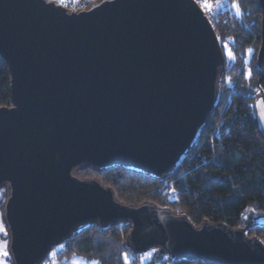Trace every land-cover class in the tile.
<instances>
[{"label":"water","instance_id":"water-1","mask_svg":"<svg viewBox=\"0 0 264 264\" xmlns=\"http://www.w3.org/2000/svg\"><path fill=\"white\" fill-rule=\"evenodd\" d=\"M257 63L264 68V0ZM0 189L13 264H42L78 230L130 225L125 247L174 260L264 264L249 226L233 229L152 202L130 205L80 172L157 180L177 169L218 107L225 58L196 0H0ZM264 97L255 103L264 137Z\"/></svg>","mask_w":264,"mask_h":264},{"label":"trees","instance_id":"trees-1","mask_svg":"<svg viewBox=\"0 0 264 264\" xmlns=\"http://www.w3.org/2000/svg\"><path fill=\"white\" fill-rule=\"evenodd\" d=\"M78 1L83 9L98 0ZM201 2L212 6L213 27L223 50L225 70L218 107L196 145L182 164L161 180L120 168L101 172L86 169L80 176L99 180L124 204L152 202L188 216L197 227L204 221L222 223L233 229L249 226V237H258L264 243V137L255 109L256 101L264 97V68L257 63L262 9L259 0ZM219 2L223 6L217 7ZM234 3L240 7L239 15ZM248 49H252L251 56ZM229 51L234 58H230ZM1 106H11V93L9 70L0 59ZM0 192L3 195L0 211H3L7 191L0 189ZM250 209L251 218L245 223L244 215ZM129 232L128 223L106 228L87 225L55 248L54 258L60 264H67L71 256L100 264H126L127 256V264H139L143 255L125 247ZM150 252L152 255L145 264H206L174 260L158 249Z\"/></svg>","mask_w":264,"mask_h":264},{"label":"rangeland","instance_id":"rangeland-1","mask_svg":"<svg viewBox=\"0 0 264 264\" xmlns=\"http://www.w3.org/2000/svg\"><path fill=\"white\" fill-rule=\"evenodd\" d=\"M89 1H91V0H86L85 2H89ZM197 1L199 4H201V6L204 10H207L208 12L212 13V6H210L208 4L209 8H206L205 4H207V3L204 4L203 2H201V0H197ZM63 4H65L64 6H66L68 8H74L75 10H79L81 8L78 0H64ZM84 4H86V3H84ZM220 4L222 5V3L219 2L217 4V7L220 6ZM212 15H213V13H212ZM213 21H214V17H213ZM224 23H226V22L224 21ZM1 199H3V195L0 192V205H1ZM251 212H252V210L250 209L245 213V215H244L245 223H247L248 219L251 218L250 217ZM253 218H257V217L253 216ZM0 227H2V229H3L2 231H0V237H1L0 245H3V244L7 245L6 249H0V251L6 250L8 252L7 257H3L2 255H0V260L3 261V264H13L9 260V259H11V255H10V251H9L10 237H9L6 225L3 221V211H0ZM5 233H7V234L5 235ZM54 255H55V252L53 251L49 256V258L52 259V261L48 258H46V259H48L52 264H60V263H57V262H59V260L57 261L56 258H54ZM151 255H152V253L150 251L147 252L146 254H143V256H141L139 258V264H145L150 259ZM69 258H70V261H68L67 264H93V261L97 262V264H100L99 261L88 260V259L77 257V256H74V257L71 256Z\"/></svg>","mask_w":264,"mask_h":264},{"label":"snow or ice","instance_id":"snow-or-ice-1","mask_svg":"<svg viewBox=\"0 0 264 264\" xmlns=\"http://www.w3.org/2000/svg\"><path fill=\"white\" fill-rule=\"evenodd\" d=\"M59 2L61 4H63L64 0H59ZM49 3H56V0H49ZM205 7L209 8V5L205 4ZM233 7L235 8L237 15H239L240 11H241L239 5L234 3ZM228 54H229L230 58H234V57H232V53L230 51H229ZM248 55L249 56L252 55V49H248ZM245 63H247V61H245ZM250 76H251V71L248 72V77H250ZM262 103H264V101H262ZM2 230H3L2 227H0V231H2ZM6 234L7 233H5V235ZM6 248H7L6 244L0 245V249H6ZM0 255H2L3 257H7L8 256V252L6 250L0 251ZM125 261H126V264H127V256L125 257ZM0 264H3L2 260H0ZM93 264H97V262L93 261Z\"/></svg>","mask_w":264,"mask_h":264},{"label":"built area","instance_id":"built-area-1","mask_svg":"<svg viewBox=\"0 0 264 264\" xmlns=\"http://www.w3.org/2000/svg\"><path fill=\"white\" fill-rule=\"evenodd\" d=\"M63 6L65 5V4H62ZM66 7V6H65ZM202 7V6H201ZM66 8H68V7H66ZM69 9H74V8H69ZM203 9V8H202ZM75 10V9H74ZM204 10V9H203ZM204 12H205V15L207 16V18H208V20L211 22V24L213 25V15H212V13L211 12H208L207 10H204ZM42 264H52L48 259H45L44 261H43V263Z\"/></svg>","mask_w":264,"mask_h":264}]
</instances>
